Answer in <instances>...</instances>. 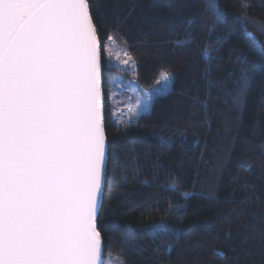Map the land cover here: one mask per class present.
I'll return each mask as SVG.
<instances>
[{
  "label": "trees",
  "instance_id": "1",
  "mask_svg": "<svg viewBox=\"0 0 264 264\" xmlns=\"http://www.w3.org/2000/svg\"><path fill=\"white\" fill-rule=\"evenodd\" d=\"M88 4L101 48L122 46L141 88L173 78L150 113L119 124L108 94L121 71L103 69L104 257L264 264V0Z\"/></svg>",
  "mask_w": 264,
  "mask_h": 264
},
{
  "label": "snow or ice",
  "instance_id": "2",
  "mask_svg": "<svg viewBox=\"0 0 264 264\" xmlns=\"http://www.w3.org/2000/svg\"><path fill=\"white\" fill-rule=\"evenodd\" d=\"M103 55L87 0H0V264L100 262Z\"/></svg>",
  "mask_w": 264,
  "mask_h": 264
},
{
  "label": "rangeland",
  "instance_id": "3",
  "mask_svg": "<svg viewBox=\"0 0 264 264\" xmlns=\"http://www.w3.org/2000/svg\"><path fill=\"white\" fill-rule=\"evenodd\" d=\"M104 50L108 65L117 67L121 71L120 75L115 78L110 91L113 95L119 93L116 100L110 98L111 106L117 104L113 111V117L119 124H130L138 116L150 113L155 98L165 95L171 90L172 75L168 72H162L168 74L169 80L161 79L160 73L157 79L159 83L156 81L155 86L151 89H143L134 77L136 64L132 58L131 60L128 59L130 56L125 49L114 40H110L105 44ZM103 264H122V261L119 256L108 253L104 257Z\"/></svg>",
  "mask_w": 264,
  "mask_h": 264
},
{
  "label": "water",
  "instance_id": "4",
  "mask_svg": "<svg viewBox=\"0 0 264 264\" xmlns=\"http://www.w3.org/2000/svg\"><path fill=\"white\" fill-rule=\"evenodd\" d=\"M87 2H88V0H87ZM90 16H91V14H90ZM91 19H92V17H91ZM92 22H93V20H92ZM94 27H95V25H94ZM95 29H96V27H95ZM98 39H99V37H98ZM99 43H100V41H99ZM100 46H101V44H100ZM104 125H105V117H104ZM107 162H108V144L106 142V170H105V176H104V180H103V193H102V198H101V201H100V207H99L98 215H99V212H100V209H101V206H102V201H103V194H104V187H105V180H106V173H107ZM103 263H104V246H103V240H102V254H101V258H100L99 264H103Z\"/></svg>",
  "mask_w": 264,
  "mask_h": 264
}]
</instances>
